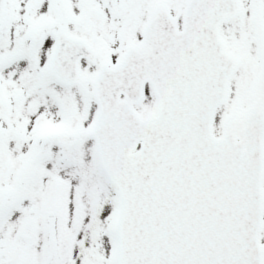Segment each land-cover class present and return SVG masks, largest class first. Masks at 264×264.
Returning <instances> with one entry per match:
<instances>
[{"label":"snow or ice","instance_id":"6c2138e0","mask_svg":"<svg viewBox=\"0 0 264 264\" xmlns=\"http://www.w3.org/2000/svg\"><path fill=\"white\" fill-rule=\"evenodd\" d=\"M0 264H264V0H0Z\"/></svg>","mask_w":264,"mask_h":264}]
</instances>
